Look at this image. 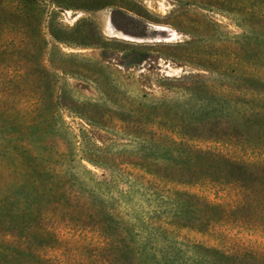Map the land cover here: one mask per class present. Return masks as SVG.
Returning a JSON list of instances; mask_svg holds the SVG:
<instances>
[{"label":"rangeland","instance_id":"obj_1","mask_svg":"<svg viewBox=\"0 0 264 264\" xmlns=\"http://www.w3.org/2000/svg\"><path fill=\"white\" fill-rule=\"evenodd\" d=\"M263 98L264 0H0V195L37 212L0 224V256L109 264L102 224L129 232L132 264L264 251V232L219 221L237 190L215 183L223 157L264 163L247 131L264 130L248 116ZM170 122L191 184L140 166L169 157L155 153Z\"/></svg>","mask_w":264,"mask_h":264},{"label":"trees","instance_id":"obj_2","mask_svg":"<svg viewBox=\"0 0 264 264\" xmlns=\"http://www.w3.org/2000/svg\"><path fill=\"white\" fill-rule=\"evenodd\" d=\"M252 106V113L248 116L255 119L254 116L259 117L263 120L264 118V98L260 104L254 102H249ZM258 108V110H257ZM251 123V122H250ZM257 123L254 121L252 127L248 125L247 131L252 132L256 131L257 138L264 136V130L261 127H255ZM253 128L255 130H253ZM239 129H235L233 134L230 136L234 142H240L239 140ZM182 130L178 125L166 124L162 134H159L158 139L163 138L164 143L157 144V152L155 155H158L161 158V154H167L169 157L164 162H156L150 166L147 164H141L140 166L148 169L150 173H153L157 178L167 179L169 181H176L181 184L193 183L196 181L194 173L188 172L189 167L181 160H173L174 156H180L183 151H185L187 146L183 147V137ZM193 137V136H192ZM193 149L197 148L192 146ZM162 150L160 152V150ZM222 156L223 154L219 151L215 152ZM156 156V157H158ZM159 159V158H158ZM224 163V170L215 181V183L220 184L221 186L233 187L237 190L236 201L230 205L233 214H230L228 211L219 212V221H227L238 225L240 227H245L249 229L260 230L264 232V163H245L239 162L232 159L231 157L222 158ZM230 160V161H228ZM1 193V192H0ZM0 224L10 220V223L14 218L23 216L24 214L32 215L31 208H26V213H19V209L16 207H8V202L1 197L0 195ZM34 216L37 212H33ZM8 220V221H9ZM11 225V224H8ZM1 226V225H0ZM102 231L110 233L111 238H106L102 244L93 245L96 248L99 256H104L102 253L106 252V256H110L108 261L109 264H132L127 260H121L118 256H139V248H132L129 243L125 242L126 235L129 232H121L122 235L116 234L118 232L117 226H100ZM14 231L12 228L6 230L5 234L2 235L9 237L11 232ZM34 233L38 234L34 228L31 229ZM104 233V232H103ZM115 234V238H112ZM116 236H123L121 240H118ZM20 241V247L30 252L31 254H41V251L37 247L31 244V238L27 236L25 240L21 239L20 236H12V240ZM227 253V252H226ZM102 254V255H101ZM29 257V256H28ZM40 258V256H38ZM219 258L224 261L229 262L230 264H264V251H255V252H245V253H235L230 252L228 255L219 256ZM45 260V259H43ZM11 259L8 256H0V264H10ZM39 262H42L39 260ZM48 263V260L45 261ZM23 262H21L22 264ZM52 264L53 261H51ZM49 263V264H51Z\"/></svg>","mask_w":264,"mask_h":264}]
</instances>
